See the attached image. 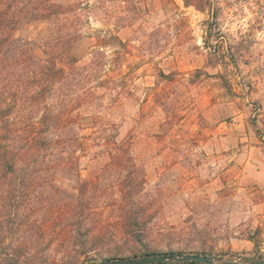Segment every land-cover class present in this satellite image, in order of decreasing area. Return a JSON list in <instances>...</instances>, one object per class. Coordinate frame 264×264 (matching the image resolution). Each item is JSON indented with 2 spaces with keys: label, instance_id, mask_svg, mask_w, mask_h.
I'll return each mask as SVG.
<instances>
[{
  "label": "rangeland",
  "instance_id": "1",
  "mask_svg": "<svg viewBox=\"0 0 264 264\" xmlns=\"http://www.w3.org/2000/svg\"><path fill=\"white\" fill-rule=\"evenodd\" d=\"M52 1L81 8L79 64L92 57L98 35L125 43L103 48L106 66L95 86L104 95L79 110L81 206L91 236L105 238L89 254L131 246L122 241L118 211L120 180L132 166L112 159L128 147L153 244L206 253L214 264L264 261V72L251 42L225 27L220 1ZM45 31L38 21L13 34L38 42ZM35 51L43 56L39 45ZM78 188L65 175L51 186L40 180L23 224L11 217L3 225L0 264H89L65 224ZM14 244L23 253L7 263L3 254Z\"/></svg>",
  "mask_w": 264,
  "mask_h": 264
},
{
  "label": "trees",
  "instance_id": "2",
  "mask_svg": "<svg viewBox=\"0 0 264 264\" xmlns=\"http://www.w3.org/2000/svg\"><path fill=\"white\" fill-rule=\"evenodd\" d=\"M80 10L79 4L52 0H0V249L6 233L2 230L4 223L13 217L19 220L17 227L23 224L37 183L42 180L51 186L56 176L65 175L73 177L79 185L71 202L66 203L65 224L71 232L68 239L78 242V255L84 254L89 264L160 255L196 254L212 258L202 252L161 249L153 244L149 228L152 215L142 200V177L135 173L128 147H121L112 159L127 161L132 166L120 180L118 211L122 241L131 246L89 254L105 238L91 236L81 206L86 182L81 180L78 169L77 152L83 145L78 130L79 110L88 99L104 95L95 86L98 74L106 66L103 48L112 46L121 50L125 43L110 32L98 35L92 57L87 63L79 64L73 47L84 36L80 29ZM38 21L46 24V31L38 42L14 37L13 31L20 24ZM35 45L42 48L43 56L37 55ZM91 135L94 138L95 135ZM22 250L19 244L12 245L3 254L4 261L17 263ZM245 262L264 264L254 258H246ZM151 264L206 263L165 261Z\"/></svg>",
  "mask_w": 264,
  "mask_h": 264
},
{
  "label": "built area",
  "instance_id": "3",
  "mask_svg": "<svg viewBox=\"0 0 264 264\" xmlns=\"http://www.w3.org/2000/svg\"><path fill=\"white\" fill-rule=\"evenodd\" d=\"M219 1L225 27L251 42L264 72V0Z\"/></svg>",
  "mask_w": 264,
  "mask_h": 264
},
{
  "label": "water",
  "instance_id": "4",
  "mask_svg": "<svg viewBox=\"0 0 264 264\" xmlns=\"http://www.w3.org/2000/svg\"><path fill=\"white\" fill-rule=\"evenodd\" d=\"M165 261H197L206 264L213 263V260L208 256L196 255V254H184L180 256L160 255V256H151V257L136 258V259L108 260L96 264H151L153 262H165ZM225 263L231 264V262H225Z\"/></svg>",
  "mask_w": 264,
  "mask_h": 264
},
{
  "label": "crops",
  "instance_id": "5",
  "mask_svg": "<svg viewBox=\"0 0 264 264\" xmlns=\"http://www.w3.org/2000/svg\"><path fill=\"white\" fill-rule=\"evenodd\" d=\"M264 166V162H262V164L261 165H259V166ZM263 237H264V234H263ZM261 244H262V246H259V248H260V250L261 251H264V239H263V241L261 242Z\"/></svg>",
  "mask_w": 264,
  "mask_h": 264
}]
</instances>
